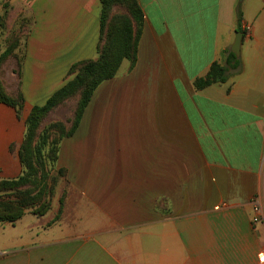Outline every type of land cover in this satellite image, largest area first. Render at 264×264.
Here are the masks:
<instances>
[{"label":"crops","instance_id":"1","mask_svg":"<svg viewBox=\"0 0 264 264\" xmlns=\"http://www.w3.org/2000/svg\"><path fill=\"white\" fill-rule=\"evenodd\" d=\"M137 1L134 66L123 61L97 87L60 144L77 191L67 218L36 231L49 238L14 245L11 264H256L264 254V222L251 206L264 198V0ZM100 11L99 0H0V54L4 30L30 21L20 117L0 102V180L21 174L30 110L73 64L96 57ZM236 32L239 68L195 90L213 62L225 65Z\"/></svg>","mask_w":264,"mask_h":264},{"label":"trees","instance_id":"2","mask_svg":"<svg viewBox=\"0 0 264 264\" xmlns=\"http://www.w3.org/2000/svg\"><path fill=\"white\" fill-rule=\"evenodd\" d=\"M101 5L99 20V39L96 46V57L73 64L67 72L66 83L55 91L42 106L33 107L26 120L23 141L19 148L18 158L21 174L10 180H0V226L14 224L26 212L44 216L50 209V200L56 184L54 177L49 178L45 169L43 148L48 145V158L51 164L57 160L58 145L77 131L80 121L89 105L97 87L117 74L123 61L133 67L137 59V48L144 22L143 11L137 0H99ZM6 7V5L4 6ZM116 8L125 11L123 15L114 14ZM241 11L237 10L240 20ZM6 14L0 16V30L5 28ZM20 27L29 25L30 21L19 20ZM16 43L6 39L4 51L0 54V68L14 54ZM23 57L17 64L18 80L21 74ZM240 66L238 58L229 52L225 65L213 62L204 77L194 80L195 90L225 83L228 79V68L237 70ZM77 96L70 126L65 130L62 125H52L57 137L49 139L45 130L38 135L41 122L47 114L68 99ZM0 102L15 109L20 117L24 107V98L19 89L7 92L0 81ZM64 176L60 169L58 175ZM64 195L59 200V211L62 210Z\"/></svg>","mask_w":264,"mask_h":264},{"label":"rangeland","instance_id":"3","mask_svg":"<svg viewBox=\"0 0 264 264\" xmlns=\"http://www.w3.org/2000/svg\"><path fill=\"white\" fill-rule=\"evenodd\" d=\"M114 14L123 15L125 14V11L122 8H116ZM25 20H27V18ZM24 25L25 26L20 27V24L17 20L14 22V26L12 27V29L4 30V32L7 33L6 39H8L9 41L14 40L16 43V47L13 51L14 54L0 68V81L7 92H15L18 85L19 75L17 64L20 58L23 57L24 41L29 31V26L27 24ZM11 73H13V75H11ZM77 98V96H74L68 99L62 105H59L49 114H47V116H45L41 122L40 128L38 129V135L46 130L49 133L48 140L52 139L53 137H57L58 134L56 133V131H52L51 129L52 125L54 124L62 125L66 130L70 126V120L75 109ZM60 144L61 143H59L58 145L57 160L54 164H51L49 158L47 157L50 146L46 145L42 150L43 155L46 157L44 159V166L46 171L48 172L49 178L54 177L56 179V184L50 200V209L42 217L32 214L33 216H35L33 217L29 215L31 214L30 212H26L22 220L15 222V225L5 223L0 226V264L12 263L14 256L17 255V253L14 252V245L29 240L31 237H34V239L37 238L39 241H43L45 237L49 238L50 235H47L45 233L38 234V237H36V234L38 231L41 232L43 229H49L53 228L54 226H58L61 220H65V218H67V215H65L66 202L69 199L71 200L72 198H75L77 196V191L73 189L75 175L69 173L67 168L63 167L60 164ZM60 169L65 170L64 176H60V174L58 175V171ZM63 195L64 198L62 210L60 213H58L59 200ZM70 219L71 218L69 217V224H71V222L69 221ZM56 232L57 230H53L48 234H56Z\"/></svg>","mask_w":264,"mask_h":264},{"label":"built area","instance_id":"4","mask_svg":"<svg viewBox=\"0 0 264 264\" xmlns=\"http://www.w3.org/2000/svg\"><path fill=\"white\" fill-rule=\"evenodd\" d=\"M245 32L249 34L250 29L245 28ZM252 210L261 222H264V198L261 194H257L251 201ZM256 264H264V254H260Z\"/></svg>","mask_w":264,"mask_h":264},{"label":"water","instance_id":"5","mask_svg":"<svg viewBox=\"0 0 264 264\" xmlns=\"http://www.w3.org/2000/svg\"><path fill=\"white\" fill-rule=\"evenodd\" d=\"M242 35L243 34L240 32L235 33V39H234V42H233L231 49H230L231 53H233L236 58L239 57V49H240V45H241Z\"/></svg>","mask_w":264,"mask_h":264}]
</instances>
